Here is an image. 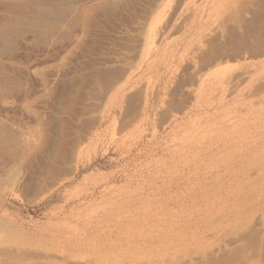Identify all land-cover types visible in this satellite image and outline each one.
I'll use <instances>...</instances> for the list:
<instances>
[{"label": "rangeland", "instance_id": "374dc122", "mask_svg": "<svg viewBox=\"0 0 264 264\" xmlns=\"http://www.w3.org/2000/svg\"><path fill=\"white\" fill-rule=\"evenodd\" d=\"M0 264H264V0H0Z\"/></svg>", "mask_w": 264, "mask_h": 264}]
</instances>
